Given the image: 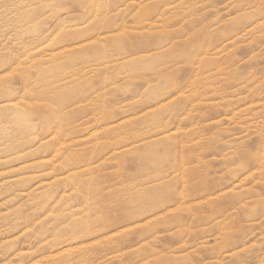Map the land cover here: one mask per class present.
Segmentation results:
<instances>
[{"label":"rangeland","instance_id":"obj_1","mask_svg":"<svg viewBox=\"0 0 264 264\" xmlns=\"http://www.w3.org/2000/svg\"><path fill=\"white\" fill-rule=\"evenodd\" d=\"M79 3L0 0V264H264V0Z\"/></svg>","mask_w":264,"mask_h":264},{"label":"bare ground","instance_id":"obj_2","mask_svg":"<svg viewBox=\"0 0 264 264\" xmlns=\"http://www.w3.org/2000/svg\"><path fill=\"white\" fill-rule=\"evenodd\" d=\"M150 1V0H149ZM245 1V0H244ZM23 3V2H22ZM21 3V4H22ZM24 4V3H23ZM141 5V4H140ZM19 7V6H18ZM90 8V7H89ZM33 11H34V9H33ZM30 12H32V11H30ZM29 12V13H30ZM164 15V14H163ZM98 39V38H97ZM51 41V40H50ZM48 42V41H47ZM53 43V42H52ZM84 43V42H83ZM221 53H222V51H221ZM52 57V56H51ZM56 59H57V57H55ZM123 62V61H122ZM121 64V63H120ZM123 64V63H122ZM26 69V68H25ZM23 70V69H22ZM13 71H16V70H13ZM24 71V70H23ZM20 72V71H19ZM29 72V71H28ZM30 73V72H29ZM32 75V74H31ZM26 78V77H25ZM17 81V80H16ZM27 82V81H26ZM31 83V82H30ZM37 85V84H36ZM28 87V86H27ZM29 87H31V86H29ZM11 88V87H10ZM33 88V87H32ZM46 88V87H45ZM24 89V88H23ZM31 89V88H30ZM40 89V88H39ZM13 90H15V89H13ZM27 90V89H26ZM24 91H25V89H24ZM30 91V90H29ZM44 91V90H43ZM46 91V90H45ZM49 92H50V90H48ZM18 92H19V90H18ZM40 92V91H39ZM41 93V92H40ZM45 93V92H44ZM18 94V93H17ZM31 94H33V93H31ZM35 94V93H34ZM38 94V93H37ZM30 95V94H29ZM37 96H39V95H37ZM44 96V95H43ZM34 97V96H33ZM42 97V96H41ZM40 97V98H41ZM50 97V96H49ZM39 98V97H38ZM31 100V102H32V99H30ZM38 100V99H37ZM44 100V99H43ZM39 101V100H38ZM50 101V100H49ZM4 102V101H3ZM12 102V101H11ZM36 102V101H35ZM2 103V102H1ZM6 103V102H5ZM34 103V102H33ZM38 103V102H37ZM41 104V103H40ZM16 105V104H15ZM53 106V105H52ZM11 107V106H10ZM7 108V107H6ZM9 109V108H8ZM11 109V108H10ZM124 109H126V108H124ZM5 110V109H4ZM15 110H16V108H15ZM18 110V109H17ZM11 111V110H10ZM0 112H2V111H0ZM57 113V112H56ZM5 114V113H4ZM18 115V114H17ZM59 115V114H58ZM1 116V115H0ZM58 117H61V116H58ZM60 119V118H59ZM2 122V121H1ZM123 123V122H122ZM87 124V123H86ZM117 124V123H116ZM15 125H17V124H15ZM122 125V124H121ZM5 126V125H4ZM61 126V125H60ZM11 127V126H10ZM58 127H59V123H58ZM81 127V126H80ZM110 127V126H109ZM4 128V127H3ZM28 128V127H27ZM62 128V127H61ZM1 129H2V127H1ZM3 130V129H2ZM4 130H7L6 128L4 129ZM61 130V129H60ZM72 130H74L73 128H72ZM72 130H68V131H66L67 133H69V132H71ZM100 130V129H99ZM1 131V130H0ZM10 131V130H9ZM17 131H19V130H17ZM44 132V131H43ZM49 132V131H48ZM90 132V131H89ZM13 133V132H12ZM17 133V132H16ZM24 133V132H23ZM53 134H55V136L49 141V142H46L44 145H51L52 143H53V140H55L56 141V139L58 138V136H59V131L58 132H54ZM52 134V135H53ZM93 135V134H92ZM97 135V134H96ZM4 136V135H3ZM60 141V140H59ZM59 141H56V145H58L57 143H60ZM154 142H156V141H154ZM66 144V143H65ZM7 145V144H6ZM55 145V146H56ZM58 147V146H57ZM71 149V148H70ZM56 151V150H55ZM57 152H59V150H57ZM56 153V152H55ZM27 154H29V153H27ZM54 154V153H53ZM25 157V156H24ZM68 159H69V157H68ZM52 168V167H51ZM81 172V171H80ZM83 172V171H82ZM76 178H77V176H76ZM71 179V178H70ZM0 188H1V186H0ZM2 188H4V186L2 187ZM1 188V189H2ZM68 216V215H67Z\"/></svg>","mask_w":264,"mask_h":264},{"label":"snow or ice","instance_id":"obj_3","mask_svg":"<svg viewBox=\"0 0 264 264\" xmlns=\"http://www.w3.org/2000/svg\"><path fill=\"white\" fill-rule=\"evenodd\" d=\"M64 6L71 9V8L79 7V6H83V5L81 3H79V0H66V4Z\"/></svg>","mask_w":264,"mask_h":264}]
</instances>
